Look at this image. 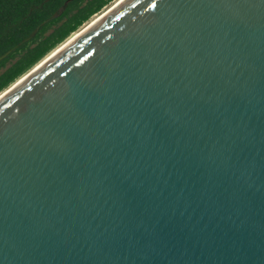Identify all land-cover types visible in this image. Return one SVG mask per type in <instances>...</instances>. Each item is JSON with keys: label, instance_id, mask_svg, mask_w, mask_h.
I'll return each instance as SVG.
<instances>
[{"label": "water", "instance_id": "water-1", "mask_svg": "<svg viewBox=\"0 0 264 264\" xmlns=\"http://www.w3.org/2000/svg\"><path fill=\"white\" fill-rule=\"evenodd\" d=\"M10 89L0 264H264V0H123Z\"/></svg>", "mask_w": 264, "mask_h": 264}, {"label": "trees", "instance_id": "trees-1", "mask_svg": "<svg viewBox=\"0 0 264 264\" xmlns=\"http://www.w3.org/2000/svg\"><path fill=\"white\" fill-rule=\"evenodd\" d=\"M114 0H0V92Z\"/></svg>", "mask_w": 264, "mask_h": 264}, {"label": "rangeland", "instance_id": "rangeland-1", "mask_svg": "<svg viewBox=\"0 0 264 264\" xmlns=\"http://www.w3.org/2000/svg\"><path fill=\"white\" fill-rule=\"evenodd\" d=\"M121 0H114L112 2H110L108 5H106L99 13H97L96 15L92 16L86 23H84L76 32H74L71 36H69L64 42H62L60 45H58L55 49H53L51 52H49L41 61H39L38 64H36L32 69L34 70L36 67L40 66L43 61L52 53L59 51V49H61V47H63V45H65V43H67L71 38H73L75 35H77L80 31H82L83 29L89 27V25L92 24V22L97 21L99 18H102V16H104L107 12H109L110 9H112L114 7V5L116 3H118ZM30 69L27 73H25L23 76H21L17 81H15L13 84H11L8 88H6L5 90H3L2 92H0V96L4 93L7 92V90H9L11 87H13V85H15L16 83H18V81L22 80L24 78V76H27L28 73L32 70ZM32 72V71H31Z\"/></svg>", "mask_w": 264, "mask_h": 264}, {"label": "bare ground", "instance_id": "bare-ground-1", "mask_svg": "<svg viewBox=\"0 0 264 264\" xmlns=\"http://www.w3.org/2000/svg\"><path fill=\"white\" fill-rule=\"evenodd\" d=\"M123 0H121V1H119L118 3H116L115 5H114V7L113 8H115L119 3H121ZM112 8V9H113ZM112 9H110V11L112 10ZM109 11V12H110ZM108 13V12H107ZM106 13V14H107ZM105 14V15H106ZM104 15V16H105ZM103 17V16H102ZM101 18H99L97 21H99ZM97 21H94V22H92V24L91 25H89V27H87V28H85V29H83L82 31H80L77 35H75L73 38H71L67 43H65V45H63V47H61V49H59V51H56V52H54V53H52V54H50L44 61H43V63L40 65V66H38V67H36L32 72H30V73H28V75L27 76H25L22 80H20V81H18V83H16L15 85L17 86L18 84H20V82H22L23 80H25L28 76H30L33 72H35L36 70H38L39 68H41L42 66H44L49 60H51L54 56H56L59 52H61L68 44H70L71 42H73L76 38H78L81 34H83L87 29H89L92 25H94ZM15 85H13V87H11V88H14V86ZM11 90V89H10ZM9 91H7L6 93H4V94H2L1 96H0V98H2L3 96H5V94H7Z\"/></svg>", "mask_w": 264, "mask_h": 264}]
</instances>
